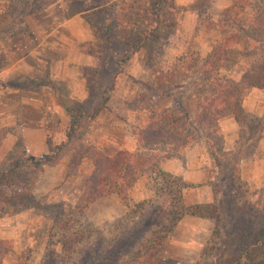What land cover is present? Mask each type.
<instances>
[{
    "label": "rangeland",
    "instance_id": "obj_1",
    "mask_svg": "<svg viewBox=\"0 0 264 264\" xmlns=\"http://www.w3.org/2000/svg\"><path fill=\"white\" fill-rule=\"evenodd\" d=\"M263 7L0 0V264H264V163L249 176L252 167L239 169L242 158H264L261 96L245 98L231 150L214 153L197 133L180 158L159 160L163 176L128 171L120 188L91 193L87 158L133 151L143 108L169 107L172 96L194 117L204 94L196 64L229 34L255 35L242 19ZM241 50L230 44L219 76L238 79ZM158 73L180 86L171 97L152 91ZM189 150L204 160L194 182L181 179ZM196 203L213 216L182 213Z\"/></svg>",
    "mask_w": 264,
    "mask_h": 264
},
{
    "label": "trees",
    "instance_id": "obj_2",
    "mask_svg": "<svg viewBox=\"0 0 264 264\" xmlns=\"http://www.w3.org/2000/svg\"><path fill=\"white\" fill-rule=\"evenodd\" d=\"M264 5V0H261ZM259 13L262 15L260 17ZM241 27L255 28L256 34L247 32L237 35L229 34L212 47L211 52L202 57L195 66L194 73L204 94L198 103V110L191 117L183 107L180 97L172 96L167 89L179 88L175 77L168 73L153 77V92L171 97V106L161 110L143 108L145 110L143 126L135 133V149L131 152L118 151L113 156L99 157L97 153L87 156L91 161L89 185L95 193L101 185L120 188L125 184L128 171L131 175L141 172L155 176H163L159 168V160L180 158V151L197 137L203 138L215 152L221 151L223 139L218 119L231 115L236 125L243 122L241 102L253 88L264 87V7L260 12L242 19ZM231 43L239 44L241 53L247 59V65L237 80H228L217 73L221 60ZM188 73V72H187ZM184 76H178L182 79ZM178 86V87H177ZM147 102V101H146ZM72 136L71 130L65 134V141ZM43 159H48L46 155ZM38 165L39 161H33ZM1 183V182H0ZM183 185V184H182ZM162 188V187H161ZM212 209V210H211ZM182 213L195 216H213V208L208 203H196L183 207ZM215 215V214H214ZM176 219L171 221L175 225Z\"/></svg>",
    "mask_w": 264,
    "mask_h": 264
},
{
    "label": "crops",
    "instance_id": "obj_3",
    "mask_svg": "<svg viewBox=\"0 0 264 264\" xmlns=\"http://www.w3.org/2000/svg\"><path fill=\"white\" fill-rule=\"evenodd\" d=\"M73 35L76 36L77 33H74ZM249 95L252 98L253 97L258 98L259 96H261L264 99V87L258 89L257 88L251 89L246 97L248 98ZM245 98L241 102V107L243 111H246L247 108V106L245 105V100H246ZM218 126L220 128L223 139L222 149L229 151L233 148V143L235 142V134L238 126L236 125L235 121L233 120V117L230 114L220 117L218 119ZM260 135L261 137L259 139L258 149L261 151V153H264V131H262ZM202 161L204 162V160ZM169 162L172 163V167H173L172 170L174 173H176L177 172L176 169L179 168V164H177L174 160H169ZM202 163L200 162L199 158L195 156L194 150H189L185 152V156L183 158V166H180V168L182 169L181 179L191 182L197 181V179L202 175L201 174L202 172H200V167ZM239 163H240L239 169L241 171L246 167L248 168L252 167L251 171L250 172L248 171L249 174L247 176H249L255 174V172L257 173L262 172V168L261 166H258V164H263L264 158L260 156L259 158H256L255 155H252L240 159ZM169 171L171 170L169 169Z\"/></svg>",
    "mask_w": 264,
    "mask_h": 264
}]
</instances>
